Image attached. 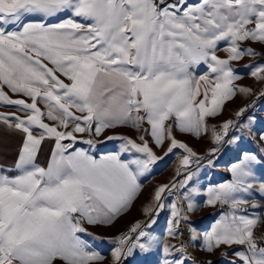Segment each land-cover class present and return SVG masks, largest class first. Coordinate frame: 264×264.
Returning <instances> with one entry per match:
<instances>
[{
    "label": "snow or ice",
    "instance_id": "1",
    "mask_svg": "<svg viewBox=\"0 0 264 264\" xmlns=\"http://www.w3.org/2000/svg\"><path fill=\"white\" fill-rule=\"evenodd\" d=\"M245 41L264 44V0H0V106L20 113H0V126L21 136L11 166L0 165V264H103L106 257L84 238L101 240L88 226H111L129 212L141 177L169 154L180 157L182 179L156 187L142 209L146 219L107 238L111 264L154 250L159 264H189L193 246L219 253L224 264H264V230L256 235L264 216L256 214L261 205L254 198L264 201V178L257 175L264 133L255 131V116L240 119L255 101L235 120L207 124L237 93L255 95L234 86L242 77L231 63L256 55L240 48ZM200 65L208 71L196 77ZM246 67L264 81V64ZM117 128L140 135L107 136L121 142L119 151L98 158L75 147L95 148L105 130ZM176 133H211L214 147L201 157ZM77 134L87 138L77 141ZM248 139L257 141V152L240 149ZM46 141L52 146L42 165ZM165 144L158 156L153 145ZM225 146L240 149L227 169L230 180L201 193V167H214ZM199 195L203 205L194 199ZM201 206L227 211L198 232L190 215ZM164 212L161 243L151 230Z\"/></svg>",
    "mask_w": 264,
    "mask_h": 264
},
{
    "label": "rangeland",
    "instance_id": "2",
    "mask_svg": "<svg viewBox=\"0 0 264 264\" xmlns=\"http://www.w3.org/2000/svg\"><path fill=\"white\" fill-rule=\"evenodd\" d=\"M225 45L221 42L220 47L223 48ZM241 49H251L256 55L249 56L245 55L239 61H233L231 66L236 72L242 77L240 80L234 83L236 87H245L252 90L255 95H249L245 97L242 94L237 93V95L230 101H226L222 112L217 117L207 118V124L211 129L212 126H219L224 121L232 119L235 120V113L240 108L251 104L255 101V107L250 108L240 119L241 122H248V117L255 116L256 123L254 125L255 131L257 133H264V97H259V93L264 91V81H257L250 76L251 69L246 67V65H257L264 64V44L259 42H250L245 41L240 45ZM217 55L220 58H226V53L223 51H218ZM205 65H200L198 68L193 70V75L199 77L207 72ZM7 92V89H5ZM12 99H21L23 97L14 96L11 93H8ZM30 102V101H29ZM0 113L2 114H18L14 106H0ZM147 127V125H145ZM115 132V131H111ZM108 135H121L136 139L140 133H137L135 130L126 128L117 132L111 133ZM236 130L232 129L229 133L230 135L235 134ZM82 138H87V134H83L77 137V141ZM105 136L98 137L97 139L104 141L103 143H98L95 148H90L88 145L77 142L75 147L83 148L89 151L92 155L97 158L100 155L108 154L112 152L119 151L120 141L112 140L108 141L105 139ZM176 138L182 142H185L189 147H191L199 156L205 157L208 154V151L214 147V144L211 140V133L204 135L202 134L200 138H195L191 135L176 133ZM149 141L151 138L148 137ZM139 142V141H137ZM256 140L248 139L244 140L240 144V149L247 150L250 152H257ZM227 150H221V152L214 158V167L203 166L200 169L198 179L196 181V186L200 189L201 193L206 191L207 187L215 186L220 183L227 182L230 180V173L227 171L228 167L234 163L239 155L240 149L235 147L225 146ZM153 149L158 156H164V152L167 149V144L164 145L162 149H156L153 145ZM174 152L179 153L180 150L176 149ZM180 157L178 155L169 154L164 157L162 160L158 161L155 165L152 166V171L141 177L142 189L139 194L138 199L134 202V206L129 212L119 217L113 225L103 227H91L88 226V232L92 233L94 236L100 237L101 240H92L91 236H85L84 238L89 241L92 247L100 252L106 259L103 261V264H111V249L112 244L107 243V238L126 232L128 228L134 224L136 221H143L146 219L143 213V207L149 201L151 193L154 192L155 188L167 184L176 179H182V177H176V168L179 164ZM207 161H205V165ZM193 168H196L197 165H192ZM257 175L259 178H264V167L257 169ZM257 202L261 205L256 211V214L264 216V201L260 200L258 196L254 197ZM196 202L200 205H203L205 197L203 195L196 196L194 198ZM251 210V204L246 206ZM222 211H227V208L217 207H207L201 206L199 209L190 215V223L198 232L208 230L212 223L218 218V215ZM167 212L162 213L158 222L154 225L152 234L160 238L161 243H164L163 236L167 227ZM198 219L197 221H191L193 219ZM264 230V224H261L257 231L256 235L260 236L261 231ZM187 232V231H186ZM226 251H231V249H226ZM190 255L192 257L191 262H204L211 260L213 264H224V259L219 253L216 255H209L206 252H203L199 246H193L189 249ZM161 253L157 250H154L151 254H141L137 252L133 257L129 258L126 261V264H159V258ZM191 264V263H189Z\"/></svg>",
    "mask_w": 264,
    "mask_h": 264
},
{
    "label": "crops",
    "instance_id": "3",
    "mask_svg": "<svg viewBox=\"0 0 264 264\" xmlns=\"http://www.w3.org/2000/svg\"><path fill=\"white\" fill-rule=\"evenodd\" d=\"M16 115H20V113H18ZM45 123H51V122L45 120ZM123 129H125V128H117L114 130H105L101 134V136L107 137L111 131H115V132H111V133H117ZM126 129L129 130L130 128H126ZM132 130L133 129H131V131ZM80 135L81 134H77V137ZM20 142H21L20 134H18V133L10 134L9 132H7L6 130L3 129V126H0V165L11 166V164L13 163L15 156H16V149L18 148ZM65 143H68V141H65ZM51 146H52V144L50 141H46L44 143L43 149L39 154L38 163H40L42 165L45 164V162L49 156ZM197 220L198 219L195 218L191 221H197ZM164 242H165V240H164ZM167 242L168 243H175V241H172V240H168ZM189 263L193 264L191 261H189ZM215 263H217V261Z\"/></svg>",
    "mask_w": 264,
    "mask_h": 264
},
{
    "label": "built area",
    "instance_id": "4",
    "mask_svg": "<svg viewBox=\"0 0 264 264\" xmlns=\"http://www.w3.org/2000/svg\"><path fill=\"white\" fill-rule=\"evenodd\" d=\"M185 231H187V229H185ZM196 262H197V264H199L200 261H196Z\"/></svg>",
    "mask_w": 264,
    "mask_h": 264
},
{
    "label": "bare ground",
    "instance_id": "5",
    "mask_svg": "<svg viewBox=\"0 0 264 264\" xmlns=\"http://www.w3.org/2000/svg\"><path fill=\"white\" fill-rule=\"evenodd\" d=\"M185 234H187V232L185 231Z\"/></svg>",
    "mask_w": 264,
    "mask_h": 264
}]
</instances>
